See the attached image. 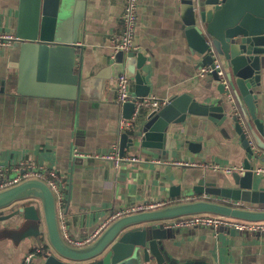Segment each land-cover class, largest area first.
Returning <instances> with one entry per match:
<instances>
[{
  "label": "crops",
  "instance_id": "crops-1",
  "mask_svg": "<svg viewBox=\"0 0 264 264\" xmlns=\"http://www.w3.org/2000/svg\"><path fill=\"white\" fill-rule=\"evenodd\" d=\"M180 1L141 0L135 35L139 51L146 57L148 70L144 74L148 78L146 94H137L133 80H129L132 97L155 96L167 102L182 90L199 101L222 97L208 74H198V58L186 51ZM72 11L73 1L70 21ZM122 11L123 0H84L75 43L74 70L80 80L74 98L17 92L20 70L14 63L21 65L22 88L35 91L38 62L31 52L20 58L19 42L0 49V162L20 166L23 161H32L57 173L63 192L58 206L61 231L66 241L76 246L94 239L124 205L196 198L199 195L192 193L174 198L168 191L171 185H192L201 176L208 179L240 170L245 156L234 136L232 119L218 125L204 115L193 114L169 125L172 139L167 156L154 157L138 146H127L123 154L136 155L139 161L114 167L84 155L107 151L113 145L119 151L120 134L132 133L134 128L139 133L149 112L141 110L130 129L121 126L120 119L126 117L123 103L115 99V77L98 75L116 51L114 37ZM17 16V0H0V31L15 34ZM254 88L264 99V67L260 84ZM186 139L200 143L198 151L189 150ZM154 158L163 162L151 161ZM173 160L188 164L176 165ZM255 165L264 168L262 162ZM260 176L264 177V171ZM9 209H0V214ZM36 249L33 237L19 239L0 232V264H21L29 251L34 253L31 264H41ZM144 264H264V234L232 235L222 228L172 227L161 240L159 260L150 256Z\"/></svg>",
  "mask_w": 264,
  "mask_h": 264
},
{
  "label": "water",
  "instance_id": "water-1",
  "mask_svg": "<svg viewBox=\"0 0 264 264\" xmlns=\"http://www.w3.org/2000/svg\"><path fill=\"white\" fill-rule=\"evenodd\" d=\"M70 1H73L71 33L66 39L56 41L61 0H17L15 42L20 43V58L31 52L38 62L35 91L22 88L21 65L14 63L20 70L16 77L17 92L76 97L80 75L74 70L75 43L84 0ZM180 17L186 51L198 58L197 64L213 66L214 58L222 61L223 79L234 104L241 109L239 117L233 114L224 83L213 70L207 74L221 98L199 101L187 90L179 91L148 112L139 133L134 128L132 133L120 134L119 153L122 155L127 146H138L145 154L167 156L172 139L169 125L184 121L187 114L204 115L218 125L232 119L234 136L245 153L241 169L208 179L201 176L192 185H171L168 196L180 198L191 193L199 196L120 215L94 239L80 246L64 238L55 195L44 180L27 178L0 189V209L10 208L0 214V232L12 233L19 239L33 237L35 255L41 264H144L150 256L159 260L161 240L169 229L164 220L185 214L209 212L250 221L264 220V177L253 170L256 163H264V99H260L254 88L260 84L264 67V0H181ZM145 61L140 51L118 49L98 75L108 78L124 73L133 80L137 94H146ZM133 108L132 101L124 102L123 116L128 118ZM184 142L193 152L200 147L195 141ZM207 196L238 200L243 207H233ZM226 230L232 235L249 233L234 228ZM254 234L258 236L262 232Z\"/></svg>",
  "mask_w": 264,
  "mask_h": 264
},
{
  "label": "built area",
  "instance_id": "built-area-1",
  "mask_svg": "<svg viewBox=\"0 0 264 264\" xmlns=\"http://www.w3.org/2000/svg\"><path fill=\"white\" fill-rule=\"evenodd\" d=\"M140 5L141 0H123V11L121 14L120 28L117 35L114 37L115 49H122L123 51H139V45L136 41L135 29L136 24L140 20ZM17 37L14 33L7 31H0V49L6 46H11ZM215 70L221 77L225 87V95L232 102L231 107L236 116L239 117V113L234 104L232 94L228 88L227 83L223 79L224 67L222 61L218 58L213 59V66H202L198 72L199 75L207 74ZM114 89L116 91L115 99L118 103H124L126 101H132L134 109L130 118H121L119 123L125 128L132 126V121L137 118L141 110L151 111L157 107L163 105L166 102H162L155 96L135 98L132 97L129 89V79L124 73H120L114 80ZM85 156L95 157L112 163L114 167H120L126 163L138 162L139 158L136 155L120 154L117 147L113 145L110 149L104 152H95L93 154L84 153ZM151 161L160 163L163 162L161 158H154ZM176 165L188 164L186 161L173 160ZM254 172L260 174L264 171V168L260 166L254 167ZM27 178H39L44 180L52 189L57 205H61L63 201V192L60 187V178L54 170L46 169L44 166L37 165L32 161H23L20 166H16L7 162H0V189L16 184ZM190 197H188L189 199ZM211 200H216L233 207H243V203L238 200H231L223 197H206ZM163 200H153L143 203H136L133 205H124L121 209L117 210L113 217H118L123 214H129L144 210H150L165 205ZM166 227H209L215 231L218 229H230L234 228L240 231H247L249 233L263 232L264 220L250 221L231 216H225L209 212L191 213L180 215L164 220ZM79 244V243H78ZM34 253L29 251L21 264H31Z\"/></svg>",
  "mask_w": 264,
  "mask_h": 264
},
{
  "label": "rangeland",
  "instance_id": "rangeland-1",
  "mask_svg": "<svg viewBox=\"0 0 264 264\" xmlns=\"http://www.w3.org/2000/svg\"><path fill=\"white\" fill-rule=\"evenodd\" d=\"M70 3L71 1L69 2V0H61L56 32V41L66 39L69 33L68 30L69 25L71 23V13L69 12ZM262 234H264V231L262 232Z\"/></svg>",
  "mask_w": 264,
  "mask_h": 264
}]
</instances>
